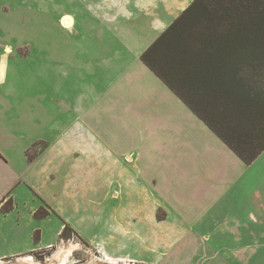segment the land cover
<instances>
[{"label": "rangeland", "instance_id": "obj_1", "mask_svg": "<svg viewBox=\"0 0 264 264\" xmlns=\"http://www.w3.org/2000/svg\"><path fill=\"white\" fill-rule=\"evenodd\" d=\"M157 1L0 0V114L12 135L7 145L12 157L17 158L22 145L36 138L51 140L55 136L63 145L66 125L85 122L101 133L118 136H108L112 157L124 151L142 166L165 160L171 142L182 145L180 150L195 140L210 146L205 133L209 129L157 77L147 69L142 72L134 56L161 34L165 29L162 25L171 16L173 19L191 2L176 0L175 4L159 2L157 6ZM68 13L73 24L65 27L60 18ZM243 75L246 82L257 80L255 85L264 88L263 74L254 76L245 69ZM97 115L104 121L98 122ZM36 144L35 148H40L41 144ZM246 166L230 174L251 179L243 190L245 197L261 196L264 204V150L256 163ZM125 167L129 171V165ZM85 171L78 168L77 177H97L102 170L93 164L88 173ZM226 194L229 200V191ZM248 209L255 212L260 223L244 217ZM240 218L250 221L249 227H241L240 233L221 230L209 234L218 240L210 239L213 250L203 251V256L213 255L220 264H264V205L260 208L247 202ZM76 234L60 242V246L70 241L78 244L71 261L97 257V246L108 240L105 232L96 230ZM60 246L45 249L35 257L48 261ZM128 247L119 254L149 258L147 251L138 254Z\"/></svg>", "mask_w": 264, "mask_h": 264}, {"label": "crops", "instance_id": "obj_2", "mask_svg": "<svg viewBox=\"0 0 264 264\" xmlns=\"http://www.w3.org/2000/svg\"><path fill=\"white\" fill-rule=\"evenodd\" d=\"M175 1L158 0L157 6L159 2L171 5ZM171 19L162 25L163 28L172 22ZM60 21L65 27L73 24L69 13ZM142 50L134 55L142 66L140 70L147 69L157 77L186 110L203 122L209 129L205 133L210 146L195 140L187 142L180 150L182 145L175 146L171 142L167 144L165 160L142 166L138 159L135 161L132 154L126 156L124 151L112 157L109 148L113 145L108 136H118L101 133L84 121V124L66 125L63 145L55 136L51 140L36 138L23 144L20 155L15 158L7 149L12 139L7 131V120L0 114V264H47L51 257L42 262L35 255L60 246L65 224L79 234L96 230L105 232L108 238L103 245L97 246L100 251L97 257L88 256L79 261L70 260L78 245L70 241L74 248L68 261L73 264H96L98 261L109 264L119 261L128 264H220L213 255L203 256L202 252L210 253L214 247L212 243L218 240L209 234L221 230L240 233L241 227L250 225V221L240 218L241 208L247 202L263 208L261 196L247 199L243 193L251 179H237L230 173L256 163L264 149L252 162L245 163L141 60ZM97 121L103 122V116L97 115ZM54 126L52 122L53 129ZM38 142L41 146L37 149ZM78 154H81L80 160ZM93 164L102 170L97 177H77L78 168L88 173L87 169L91 170ZM226 191H229V200ZM237 192L240 193L236 195ZM244 217L257 220L252 209L245 211ZM127 246L138 254L140 250L147 251L149 258L132 253L119 254Z\"/></svg>", "mask_w": 264, "mask_h": 264}, {"label": "trees", "instance_id": "obj_3", "mask_svg": "<svg viewBox=\"0 0 264 264\" xmlns=\"http://www.w3.org/2000/svg\"><path fill=\"white\" fill-rule=\"evenodd\" d=\"M140 58L245 163L264 149V88L243 75L264 77V0H192Z\"/></svg>", "mask_w": 264, "mask_h": 264}, {"label": "bare ground", "instance_id": "obj_4", "mask_svg": "<svg viewBox=\"0 0 264 264\" xmlns=\"http://www.w3.org/2000/svg\"><path fill=\"white\" fill-rule=\"evenodd\" d=\"M74 248L73 243H68L66 245H61L52 255L47 264H66L68 257L71 254L72 249ZM36 262V261H35ZM19 263V261H18ZM27 264H36V263H27Z\"/></svg>", "mask_w": 264, "mask_h": 264}]
</instances>
